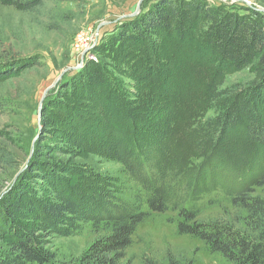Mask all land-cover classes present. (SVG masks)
Listing matches in <instances>:
<instances>
[{"label": "trees", "instance_id": "trees-1", "mask_svg": "<svg viewBox=\"0 0 264 264\" xmlns=\"http://www.w3.org/2000/svg\"><path fill=\"white\" fill-rule=\"evenodd\" d=\"M44 1L0 5L32 11ZM225 5L159 0L123 23L118 42L129 46L135 84L129 96L107 66L92 61L60 84L54 103L42 107L27 170L0 199V264H51L47 239L88 226L100 238L83 264H132L138 227L150 213L167 212L177 215L179 235L199 239L227 263L264 264V199L256 192L264 189V16ZM13 65L7 76L19 69ZM248 68L257 74L252 83L221 89L227 76ZM50 108L64 111L61 144L124 168L129 199L109 181L45 158ZM218 190L233 213L203 219L200 203ZM141 264L159 263L145 256ZM167 264L192 263L169 257Z\"/></svg>", "mask_w": 264, "mask_h": 264}, {"label": "rangeland", "instance_id": "rangeland-1", "mask_svg": "<svg viewBox=\"0 0 264 264\" xmlns=\"http://www.w3.org/2000/svg\"><path fill=\"white\" fill-rule=\"evenodd\" d=\"M157 1L144 0L139 6L140 0H45L32 11L0 5V76L9 75L13 64L19 67L7 80L0 81V199L27 170L37 149L35 139L43 127L42 118L39 120L42 99L63 72L66 74L48 92L42 107L54 103L60 84L76 77L91 61L107 66L127 96L133 93L135 84L128 78L132 76L133 63L126 58L129 46L125 41L118 42V37L123 33V23L142 16ZM224 4L241 15L248 16L244 10L248 8L264 16V0ZM209 5L216 7L214 2ZM139 7L140 12L133 17ZM256 77L253 69H244L227 76L221 89L247 86ZM72 101L63 100L68 105L78 104ZM48 111L50 134L41 144L45 158L52 164L76 165L93 181H109L119 193L125 192L123 198L129 199L134 192L129 191L131 186L124 180V168L113 160L86 155L61 144L58 137L65 131L60 125L64 111ZM256 192L264 199V189ZM200 206L201 217L207 220L233 213L221 190L204 197ZM99 238L89 226L73 237H49L47 246L55 256L51 264H83V256ZM145 256L159 264H167L169 257L192 264H229L213 255L199 239L179 235L177 215L172 212L150 213L138 227L127 260L141 264Z\"/></svg>", "mask_w": 264, "mask_h": 264}, {"label": "water", "instance_id": "water-1", "mask_svg": "<svg viewBox=\"0 0 264 264\" xmlns=\"http://www.w3.org/2000/svg\"><path fill=\"white\" fill-rule=\"evenodd\" d=\"M143 1H144V0H140L139 6H141V4L143 3ZM236 1H240V2L242 1V2H244V0H236ZM261 11H263V10H261ZM139 12H140V7L138 8L137 12L134 13L133 17L137 16V14H138ZM65 74H66V71L63 72V73L61 74V76H60L59 79H62V77H63ZM59 79H58V80H59ZM58 80H57L56 83H54L51 87H49V88L46 90V92H45V94H44V97H43V99H42V102L45 100V98H46L48 92H49V91H50V90H51V89H52V88L58 83ZM42 102H41L40 109H39V120H41L42 115H43V111H42ZM39 136H40V134L36 137L35 141L39 138Z\"/></svg>", "mask_w": 264, "mask_h": 264}, {"label": "built area", "instance_id": "built-area-1", "mask_svg": "<svg viewBox=\"0 0 264 264\" xmlns=\"http://www.w3.org/2000/svg\"><path fill=\"white\" fill-rule=\"evenodd\" d=\"M208 3H211V2H214V3H228V2H232V3H235V2H238L236 0H206ZM242 2V1H241ZM83 41H86V39H83ZM81 45V41L79 43ZM78 45V47L80 46ZM82 47H83V44H82Z\"/></svg>", "mask_w": 264, "mask_h": 264}]
</instances>
